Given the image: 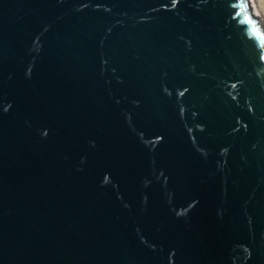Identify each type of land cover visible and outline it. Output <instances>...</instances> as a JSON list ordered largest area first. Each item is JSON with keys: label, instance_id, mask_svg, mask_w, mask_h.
Returning a JSON list of instances; mask_svg holds the SVG:
<instances>
[{"label": "water", "instance_id": "obj_1", "mask_svg": "<svg viewBox=\"0 0 264 264\" xmlns=\"http://www.w3.org/2000/svg\"><path fill=\"white\" fill-rule=\"evenodd\" d=\"M0 264H264L247 0H0Z\"/></svg>", "mask_w": 264, "mask_h": 264}, {"label": "bare ground", "instance_id": "obj_2", "mask_svg": "<svg viewBox=\"0 0 264 264\" xmlns=\"http://www.w3.org/2000/svg\"><path fill=\"white\" fill-rule=\"evenodd\" d=\"M250 9L264 31V0H247Z\"/></svg>", "mask_w": 264, "mask_h": 264}]
</instances>
